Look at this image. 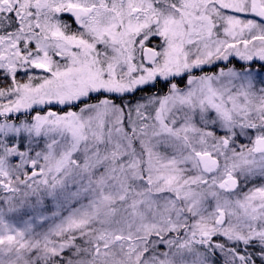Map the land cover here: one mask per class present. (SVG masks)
I'll use <instances>...</instances> for the list:
<instances>
[{
  "label": "snow or ice",
  "instance_id": "snow-or-ice-1",
  "mask_svg": "<svg viewBox=\"0 0 264 264\" xmlns=\"http://www.w3.org/2000/svg\"><path fill=\"white\" fill-rule=\"evenodd\" d=\"M0 264H264V0H0Z\"/></svg>",
  "mask_w": 264,
  "mask_h": 264
}]
</instances>
